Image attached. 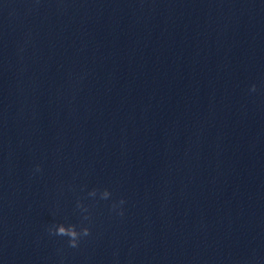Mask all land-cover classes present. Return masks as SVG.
Wrapping results in <instances>:
<instances>
[{"label":"clouds","instance_id":"obj_1","mask_svg":"<svg viewBox=\"0 0 264 264\" xmlns=\"http://www.w3.org/2000/svg\"><path fill=\"white\" fill-rule=\"evenodd\" d=\"M250 91H256V85L253 84L250 88ZM34 171H42L40 165H36ZM89 197L95 198L99 195L100 200H109L112 197V192L107 188L103 190L93 188L87 193ZM126 204L124 198L119 200H114L110 206V211L116 213L118 216H124L123 206ZM76 209L81 213V221L79 224L74 223H56L48 227L47 232L51 237H65L67 238V247L70 249H79L82 241L85 238L92 236V213L89 210V207L86 206L81 198H77Z\"/></svg>","mask_w":264,"mask_h":264}]
</instances>
